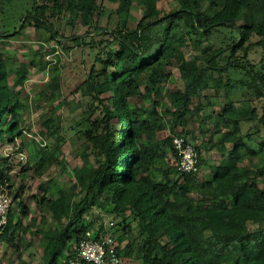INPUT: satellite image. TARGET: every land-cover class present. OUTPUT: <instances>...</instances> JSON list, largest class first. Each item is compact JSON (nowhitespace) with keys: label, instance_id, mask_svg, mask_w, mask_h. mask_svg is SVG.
Returning a JSON list of instances; mask_svg holds the SVG:
<instances>
[{"label":"trees","instance_id":"1","mask_svg":"<svg viewBox=\"0 0 264 264\" xmlns=\"http://www.w3.org/2000/svg\"><path fill=\"white\" fill-rule=\"evenodd\" d=\"M15 1L0 0V16ZM160 1L30 0L16 30L6 28L8 21L0 28L1 36L30 26L57 38L50 19L66 15L93 35L89 41L72 37L93 58L71 90L80 113L68 130L83 139L81 148L96 163L76 181L58 185L65 136L52 116L59 111L51 112L40 132L46 166L34 171L48 213L42 220L50 225L41 229L32 217L22 225L29 209L21 184L0 233V241L13 244L34 226L32 233L42 235L39 264H68L63 260L87 232L92 238L110 233L118 256L140 264H264V0H176L167 11ZM105 2L114 7L101 26ZM189 46L195 55H186ZM4 63L0 54V146L12 143L16 152L23 104L14 98ZM26 67H15L13 87L23 84ZM171 67L178 84L169 91L170 106L157 110ZM50 85L49 98L59 95V83ZM137 95L150 102V111L131 103ZM189 116L200 135L188 129ZM173 137L198 150L197 171L178 169ZM14 152H0V186L10 194ZM52 161L55 171L45 174ZM203 165L208 175L200 178ZM27 170L28 162L20 172ZM94 210L117 218V229L107 232Z\"/></svg>","mask_w":264,"mask_h":264},{"label":"rangeland","instance_id":"2","mask_svg":"<svg viewBox=\"0 0 264 264\" xmlns=\"http://www.w3.org/2000/svg\"><path fill=\"white\" fill-rule=\"evenodd\" d=\"M176 4V0H161L159 2V5H164L163 7L166 11L175 7ZM29 7L30 0H16L7 6L4 14L0 16V28H2L4 22L8 21L9 25H6V28H9L12 33L16 30L20 19ZM113 7L112 4L105 2V15L99 21L101 26L108 25L106 16L109 12H112ZM140 16L141 10L136 12V19L138 20ZM66 19V15L61 18L53 17L50 19L58 32L57 38H51L48 32L35 31L30 26L13 36L0 35V54L6 65H4L2 70L8 69L10 71L8 85L15 94L14 98L23 104L21 114L24 117V131L17 138L15 144L17 151L14 152L16 148L12 149V143L3 142L0 146V152L2 155L6 152H14L9 158V163L12 167L9 172L12 182L11 195L21 184L24 185L22 197L29 209V216L21 217L22 225L28 224V219L32 217L41 229H47L50 225L48 223L49 219L42 220V216L45 217L48 213L39 203L41 198L39 184L42 180L34 172L39 167L46 166L41 155V150L45 145V141L40 134L43 129V120L53 114L51 112L59 111L58 114L54 113L52 115L61 123L65 136V141L57 153L63 158L64 165L61 172L57 173L56 180L59 186L64 185L68 181H76L85 169H92L96 163L94 156L86 154L84 149L81 148L83 139L73 136L72 132L68 130L80 113L77 103L78 94H73L71 90L80 85L85 79L93 58V51L88 46L76 45L72 37L82 36L85 41H89L93 35H86L87 27L82 24L80 19L74 23H69ZM129 23L131 25L136 24L134 21ZM12 25L15 27L13 30ZM96 39L99 40L101 37L96 36ZM185 52L186 55H195L191 46L185 48ZM20 63L27 64L24 73L25 80L23 84L13 87L12 84L17 78L15 67ZM40 66L41 68H38ZM169 70L172 76L162 91V104L156 108L157 110L170 106L168 104L169 91L175 89L178 84L176 80L178 70L174 67ZM55 82L59 83L57 90L59 95L49 98L50 93L53 91L50 84ZM62 100L64 101L62 102L63 105L59 108V102ZM131 103L145 108L146 111L152 109L150 102L139 95L134 96ZM189 117L188 129L192 130L195 135H200L193 116ZM199 143L202 147L203 143H201L200 139ZM260 161L263 162L264 159ZM26 162H28V170L20 172L22 165ZM170 163L174 164L172 158ZM55 164V161H52L47 165L45 174L53 173ZM200 171V178L207 177L208 169L205 165L201 166ZM68 173H72L71 179ZM164 173L167 174L168 172L164 169ZM43 177H46V175ZM69 189L74 190V187L71 185ZM15 205L16 202H13V208ZM93 215H98V218L103 220L104 229L107 232L117 229L114 224L118 220L113 218V215L102 213L98 210H94ZM115 226L118 225L116 224ZM34 228L32 226L31 230L26 233L20 231L18 239L16 238L13 244L0 241V264H39L41 255L40 238L42 235L32 233ZM122 264H140V262L137 258L129 259L125 257L122 258Z\"/></svg>","mask_w":264,"mask_h":264},{"label":"built area","instance_id":"3","mask_svg":"<svg viewBox=\"0 0 264 264\" xmlns=\"http://www.w3.org/2000/svg\"><path fill=\"white\" fill-rule=\"evenodd\" d=\"M172 143L179 155L178 169L182 172L197 171L199 165L198 150L190 144L184 145L183 139L179 137H173ZM12 207V195L6 187L0 186V233L8 223ZM66 261L68 264H122V258L118 256L116 251V241L110 233L92 238L90 232H87V236L81 239L76 246V253L67 260H63V262Z\"/></svg>","mask_w":264,"mask_h":264}]
</instances>
